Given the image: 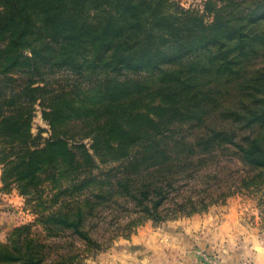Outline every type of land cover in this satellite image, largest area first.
Masks as SVG:
<instances>
[{
    "label": "trees",
    "instance_id": "obj_1",
    "mask_svg": "<svg viewBox=\"0 0 264 264\" xmlns=\"http://www.w3.org/2000/svg\"><path fill=\"white\" fill-rule=\"evenodd\" d=\"M211 1L206 22L173 0H0L2 192L36 216L0 264H82L264 188V0Z\"/></svg>",
    "mask_w": 264,
    "mask_h": 264
},
{
    "label": "crops",
    "instance_id": "obj_2",
    "mask_svg": "<svg viewBox=\"0 0 264 264\" xmlns=\"http://www.w3.org/2000/svg\"><path fill=\"white\" fill-rule=\"evenodd\" d=\"M1 177L0 166V242H4L16 226L32 223L34 216L25 211V198L17 191L2 192ZM259 193L264 194V189L237 194L204 213L161 225L149 221L129 238H119L111 248L84 262L264 264V206L256 197Z\"/></svg>",
    "mask_w": 264,
    "mask_h": 264
},
{
    "label": "rangeland",
    "instance_id": "obj_3",
    "mask_svg": "<svg viewBox=\"0 0 264 264\" xmlns=\"http://www.w3.org/2000/svg\"><path fill=\"white\" fill-rule=\"evenodd\" d=\"M173 1L177 5L183 7L184 9L196 10V11L200 12L201 15H204L206 22H210L213 18V14H210L209 11H207V9H206V3L211 1V0H173ZM211 2H213V3L217 2L218 6H220L221 4H224V2L222 0H212ZM66 77H67L66 74H61V75L57 76L55 81L59 80V82L55 83V85L59 86V85L65 84V82H63V80H65ZM39 128H43L46 130L49 128L47 122L44 121V119L42 118L41 111H38V114L35 118V130H34V132H36V133L39 132ZM44 136H48V134L45 133ZM263 189H260V190L254 191V192H260ZM249 193H253V192H249ZM256 197L257 198L260 197V199L262 200L261 202L263 203V206H264V194L259 193L258 196H256ZM24 209H25V211L30 212V214H32L34 216V221H35L36 216L33 213H31L30 207L27 204L26 199L24 200ZM0 211H1V207H0ZM19 223H21V221ZM26 223H29V222H26ZM26 223H21L20 225L26 224ZM83 263L84 264H93L92 262H90V263L83 262Z\"/></svg>",
    "mask_w": 264,
    "mask_h": 264
}]
</instances>
